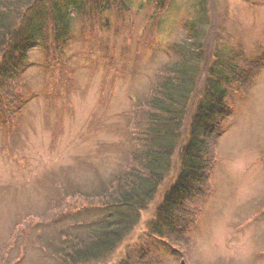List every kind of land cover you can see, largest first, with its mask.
<instances>
[{"label": "rangeland", "instance_id": "374dc122", "mask_svg": "<svg viewBox=\"0 0 264 264\" xmlns=\"http://www.w3.org/2000/svg\"><path fill=\"white\" fill-rule=\"evenodd\" d=\"M7 2L0 0V7ZM201 2L207 5L203 19ZM166 10L170 13L161 15L148 5L122 16L91 15L85 32L77 28L64 47L66 56L53 45L33 50L34 62L17 80L32 99L7 126L0 123V264H53L55 258L47 259L52 257L46 229L41 248L31 234L50 223L46 236H51L63 217L72 218L77 203L72 210L57 206L58 198L71 201L63 189L69 182L107 179L126 165L133 103L150 95L157 70L170 59L167 46L189 36L185 24L205 20L195 26L205 34L210 63L225 51L242 53L241 76L264 55V0H163ZM91 43L109 46L91 52ZM237 89L229 97L233 113L217 141L204 198L198 195L184 208L190 238L183 246L169 242L174 254L167 253L166 239L167 246L155 239L159 246L148 253L153 260L264 264V69L248 87ZM155 209L152 204L143 211L110 256L83 264H114L127 252L138 256V248L149 244L146 227ZM55 236L60 241L59 232Z\"/></svg>", "mask_w": 264, "mask_h": 264}, {"label": "trees", "instance_id": "16d2710c", "mask_svg": "<svg viewBox=\"0 0 264 264\" xmlns=\"http://www.w3.org/2000/svg\"><path fill=\"white\" fill-rule=\"evenodd\" d=\"M7 3L0 7V123L4 126L14 116H20L22 108L32 99L27 91L25 94L30 96L25 97L17 80L34 62L33 50L53 45L61 47L59 54L66 56L64 49L75 30L84 31L91 15L101 19L106 13L121 15L133 7L143 11L148 5L161 15L170 13L163 12V0H8ZM205 3L199 5L202 19L207 12ZM198 21L205 20L185 24L189 36L167 46L170 59L157 70L150 95L133 103L126 134L128 160L123 169L91 183L69 182L63 189L71 201L57 199L61 209L72 210L77 203L68 224L63 217L62 226L53 235L46 236L50 223L31 234H37L35 239L41 248V232L46 229L49 256L68 264L100 261L110 256L152 204L156 213L146 227L149 244L138 248V256L127 252V258L114 264H161L148 254L159 246L155 239L181 246L188 242L192 224L184 220V208L196 196L204 198L203 185L214 172L217 141L223 135L225 120L233 113L230 94L239 86L248 87L264 69V55L253 59L251 68L242 76L238 71L243 63L242 53L232 56L225 51L226 55H214L215 60L210 63L205 34L195 26ZM104 26L109 29L111 23L106 20ZM89 46L91 52H103L109 43ZM82 216L86 218L83 220ZM58 232L60 241H56ZM172 246L169 243L167 253L174 254Z\"/></svg>", "mask_w": 264, "mask_h": 264}, {"label": "bare ground", "instance_id": "6f19581e", "mask_svg": "<svg viewBox=\"0 0 264 264\" xmlns=\"http://www.w3.org/2000/svg\"><path fill=\"white\" fill-rule=\"evenodd\" d=\"M50 257H52V258H47V259L53 260V258H55V260L53 261V264H64L65 263V262H61L62 259L60 260L59 257L58 258L57 257H53V256H50Z\"/></svg>", "mask_w": 264, "mask_h": 264}]
</instances>
